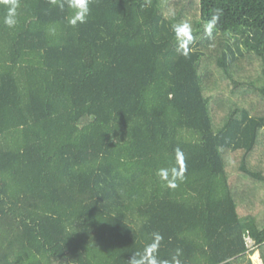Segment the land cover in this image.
Here are the masks:
<instances>
[{"label":"trees","instance_id":"trees-1","mask_svg":"<svg viewBox=\"0 0 264 264\" xmlns=\"http://www.w3.org/2000/svg\"><path fill=\"white\" fill-rule=\"evenodd\" d=\"M89 8L20 0L10 29L0 4V264H128L153 232L161 259L264 264V0Z\"/></svg>","mask_w":264,"mask_h":264},{"label":"clouds","instance_id":"clouds-1","mask_svg":"<svg viewBox=\"0 0 264 264\" xmlns=\"http://www.w3.org/2000/svg\"><path fill=\"white\" fill-rule=\"evenodd\" d=\"M49 3L63 10L65 7L71 10V14L67 18V23L71 27H76L78 24L87 23L88 16L90 15V0H49ZM5 8L2 23L12 29L18 24V9L20 8V0H0ZM218 16H213L212 21L207 25L205 31L211 33L212 27ZM172 30L175 35L177 51L181 56L187 57L192 49L189 45L194 41L193 28L191 23L184 21L182 23H175L172 25ZM50 32L55 33L56 29L50 28ZM176 157L179 160L180 168L172 167L171 169H161L158 172L162 181L167 182V186L175 188L176 181H183L184 179V154L177 148L175 150ZM164 240L163 235L159 232H153L151 242L145 245L143 251L135 252L128 260V264H182L180 259L181 250L176 249L175 254L168 259H161L158 256V251L161 242Z\"/></svg>","mask_w":264,"mask_h":264},{"label":"rangeland","instance_id":"rangeland-1","mask_svg":"<svg viewBox=\"0 0 264 264\" xmlns=\"http://www.w3.org/2000/svg\"><path fill=\"white\" fill-rule=\"evenodd\" d=\"M252 259H253L254 262L257 263V261H258V255H253V256H252Z\"/></svg>","mask_w":264,"mask_h":264},{"label":"built area","instance_id":"built-area-1","mask_svg":"<svg viewBox=\"0 0 264 264\" xmlns=\"http://www.w3.org/2000/svg\"><path fill=\"white\" fill-rule=\"evenodd\" d=\"M250 241V240H249Z\"/></svg>","mask_w":264,"mask_h":264}]
</instances>
